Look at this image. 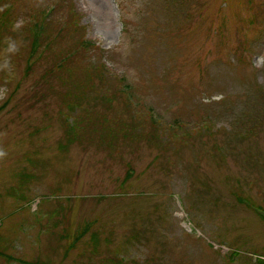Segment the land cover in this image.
<instances>
[{"label":"rangeland","instance_id":"obj_1","mask_svg":"<svg viewBox=\"0 0 264 264\" xmlns=\"http://www.w3.org/2000/svg\"><path fill=\"white\" fill-rule=\"evenodd\" d=\"M61 54L82 110L45 74ZM87 112L126 136L68 142L62 115ZM0 148V264H258L264 222L237 199L264 208V0H0Z\"/></svg>","mask_w":264,"mask_h":264},{"label":"trees","instance_id":"obj_2","mask_svg":"<svg viewBox=\"0 0 264 264\" xmlns=\"http://www.w3.org/2000/svg\"><path fill=\"white\" fill-rule=\"evenodd\" d=\"M61 1V0H60ZM67 12L69 15L68 20H66V26L71 29H76V30H81L82 28H79L76 26L74 16L71 11V3L67 4ZM42 19H45V12L42 13L41 15ZM40 17V21H41ZM49 22H47L45 25L47 26V29L45 30L44 34L42 35L41 32L44 30V25L39 23L40 21L38 20L37 23H34L31 27V34H30V40L26 36V42L28 46V50L26 51V55L24 58V61L28 63V68L30 69L32 65L37 63V59L43 57V51L45 50H50V43L52 39H57L60 36L59 28L55 24L54 20L48 19ZM8 27H6V23L1 25V31L5 32L7 31ZM41 36V37H40ZM46 37L48 40L46 44H44L42 38ZM93 46L92 44L88 43L86 40L83 39V37L80 38L78 42V47H81L83 49H86V47H91ZM74 56L72 54H67V55H62L58 57L53 63L50 68L47 69L45 74L48 75H53L55 74L56 77L61 81V84L71 87L69 89L70 93L67 91L66 98L61 101L63 105L66 106V111L68 113L76 111L78 108H80V103H81V98L85 95V90L83 87L80 89L77 85L73 83V81H70L71 79L75 78L73 68L71 64L73 63V58ZM83 68V67H82ZM82 68H80L82 70ZM98 75H101L100 72H98ZM96 74V78H97ZM44 78V77H43ZM88 81V86H89V77L87 78ZM75 91L73 93L72 91ZM126 91L121 90L118 93V96L121 97L122 101L129 99V95L127 92V89L125 88ZM117 92V91H116ZM125 93V95H124ZM59 96V94H58ZM126 97V98H124ZM108 106V105H106ZM81 109V108H80ZM82 110V109H81ZM63 114L62 118V125L63 129L65 130V136L68 140V142H74L78 137H82L83 133L87 129H93L95 126V130L99 128V130L102 133V137H104L105 142L107 143L106 147L110 148L113 146L115 141L119 139V137H125L127 134L128 128L124 126L122 123L116 125V128L114 129L113 132H107L106 129L108 126L111 125L110 119L107 117H104V115H96V117L93 116L91 112H87L86 114L83 115H77L73 116L71 115L69 117V114ZM69 120V122H67ZM152 126H154L151 123ZM102 128V130H101ZM118 131H120V135H118ZM129 137V136H127ZM139 137V136H135ZM129 172L126 174V179L127 176L130 174V169H128ZM240 198L237 199L239 201ZM88 227L82 228V230L78 233V235L73 239V241L78 240L82 235L87 233ZM73 245L71 243L69 245V248ZM264 261V260H262ZM262 261H256L258 264L261 263L263 264L264 262ZM33 264H47V263H40V262H35ZM100 264H126L125 261L118 259V258H111V259H104L101 261Z\"/></svg>","mask_w":264,"mask_h":264},{"label":"clouds","instance_id":"obj_3","mask_svg":"<svg viewBox=\"0 0 264 264\" xmlns=\"http://www.w3.org/2000/svg\"><path fill=\"white\" fill-rule=\"evenodd\" d=\"M5 155H6V152L2 148H0V157H3Z\"/></svg>","mask_w":264,"mask_h":264}]
</instances>
